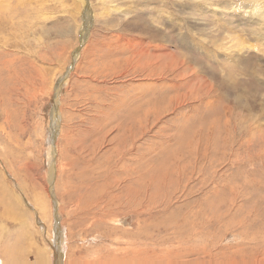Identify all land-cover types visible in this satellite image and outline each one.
Masks as SVG:
<instances>
[{
	"label": "rangeland",
	"instance_id": "rangeland-1",
	"mask_svg": "<svg viewBox=\"0 0 264 264\" xmlns=\"http://www.w3.org/2000/svg\"><path fill=\"white\" fill-rule=\"evenodd\" d=\"M210 250L264 264V0H0V264Z\"/></svg>",
	"mask_w": 264,
	"mask_h": 264
},
{
	"label": "bare ground",
	"instance_id": "bare-ground-1",
	"mask_svg": "<svg viewBox=\"0 0 264 264\" xmlns=\"http://www.w3.org/2000/svg\"><path fill=\"white\" fill-rule=\"evenodd\" d=\"M57 109H55L54 111V118L57 115ZM49 159V158H48ZM52 160V159H51ZM80 204V203H79ZM158 213V212H157ZM168 218H172V215H168ZM78 223V222H77ZM164 227H167V225H163ZM161 228V221L157 218L152 217L151 222L145 224L143 226L144 232L145 234L150 237H152L151 232L150 231H160ZM133 244H136L135 242H133ZM152 244V243H151ZM60 245V244H59ZM177 244H174V246H176ZM170 248H173V246L171 245ZM169 249V248H168ZM170 250V249H169ZM205 255L209 258L210 262L213 264H224V259H223V253L221 250L217 251V252H213V250L210 251H205Z\"/></svg>",
	"mask_w": 264,
	"mask_h": 264
}]
</instances>
